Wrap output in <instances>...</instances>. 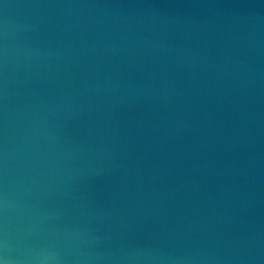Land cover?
<instances>
[{
  "label": "water",
  "instance_id": "obj_1",
  "mask_svg": "<svg viewBox=\"0 0 264 264\" xmlns=\"http://www.w3.org/2000/svg\"><path fill=\"white\" fill-rule=\"evenodd\" d=\"M0 264H264V0H0Z\"/></svg>",
  "mask_w": 264,
  "mask_h": 264
}]
</instances>
